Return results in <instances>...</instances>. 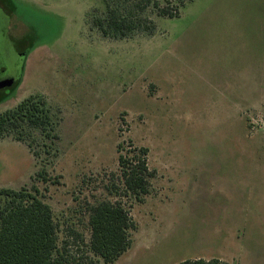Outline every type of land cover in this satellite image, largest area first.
<instances>
[{
  "label": "rangeland",
  "instance_id": "374dc122",
  "mask_svg": "<svg viewBox=\"0 0 264 264\" xmlns=\"http://www.w3.org/2000/svg\"><path fill=\"white\" fill-rule=\"evenodd\" d=\"M104 10L0 0V79H16L0 90V114L42 95L60 119L47 163L41 149L36 159L25 142L0 140V190L37 185L61 237L73 227L87 241L86 204L120 202L136 229L113 264H264V0L149 11L152 35L118 40L92 27ZM120 146L149 150L156 176L141 199L114 188ZM44 166L48 183L35 179Z\"/></svg>",
  "mask_w": 264,
  "mask_h": 264
},
{
  "label": "trees",
  "instance_id": "16d2710c",
  "mask_svg": "<svg viewBox=\"0 0 264 264\" xmlns=\"http://www.w3.org/2000/svg\"><path fill=\"white\" fill-rule=\"evenodd\" d=\"M190 0H103L105 10L91 17L92 27L103 38L128 39L152 35L157 27L149 11L161 18H177ZM60 119L42 95H32L0 114V140L11 137L25 142L36 159L56 157ZM118 179L126 195L141 199L150 193L156 176L148 164L149 150L119 147ZM39 149H41L42 154ZM124 152H128L124 154ZM134 153L132 156L129 153ZM35 179L51 181L46 167ZM89 240L73 227L62 238L61 224L37 185L21 190H0V264H113L132 247L136 224L120 202L101 200L86 204ZM177 264H227L218 259H189Z\"/></svg>",
  "mask_w": 264,
  "mask_h": 264
},
{
  "label": "water",
  "instance_id": "95a60500",
  "mask_svg": "<svg viewBox=\"0 0 264 264\" xmlns=\"http://www.w3.org/2000/svg\"><path fill=\"white\" fill-rule=\"evenodd\" d=\"M15 81H16V79L14 77H9V78L0 80V90L10 86Z\"/></svg>",
  "mask_w": 264,
  "mask_h": 264
},
{
  "label": "flooded vegetation",
  "instance_id": "af4514ba",
  "mask_svg": "<svg viewBox=\"0 0 264 264\" xmlns=\"http://www.w3.org/2000/svg\"><path fill=\"white\" fill-rule=\"evenodd\" d=\"M3 72H4V70H2ZM0 80H2V79H0Z\"/></svg>",
  "mask_w": 264,
  "mask_h": 264
}]
</instances>
